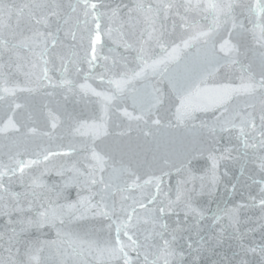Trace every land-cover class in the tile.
I'll return each mask as SVG.
<instances>
[{"label": "snow or ice", "instance_id": "snow-or-ice-1", "mask_svg": "<svg viewBox=\"0 0 264 264\" xmlns=\"http://www.w3.org/2000/svg\"><path fill=\"white\" fill-rule=\"evenodd\" d=\"M124 8L127 19L121 17L120 6L112 7L106 0L0 3V13L7 17L4 20L0 16V108L6 117L0 124V138L4 140L0 155V215L7 218L6 227L0 230V248L7 255L0 257V264H74L71 259L46 261L42 253L71 235L63 231L66 224L96 218L107 221L109 234L115 231V236L98 249L106 258L105 264H201L206 255L218 257L210 264H264V242L247 240L248 233L256 229L240 228L248 222L241 219L242 211L259 208V227L264 233V0H160L155 5L137 2ZM200 13L210 14L211 22L201 23L193 15ZM245 20L252 23L251 29ZM177 27L182 33L179 43L171 39ZM248 32L258 46L255 52L246 44ZM60 33L70 40L62 41ZM114 35V43L123 51L111 57L102 55L104 38L113 40ZM193 44L198 46L197 57L184 63L182 72L177 71L184 60L182 54ZM152 45L165 54L155 56ZM99 61H103V71L95 73V77L109 87L98 91L82 84L77 92L72 77L83 70L82 64H87L92 74ZM50 72H58V79H53ZM16 74L24 75L25 87L14 80ZM237 74L239 83L235 84L232 78ZM165 79L167 90L159 86ZM209 81L214 86H199ZM18 92L60 97L64 120L57 118L51 125L53 130L66 124L70 135L95 134L97 128L109 135V125L115 124L121 129L117 137H130L135 130L145 143H116L98 150L92 140L79 148L69 145L64 151L32 152L26 138L38 133L35 127L17 119L18 114H22V120L32 118L31 113L24 114L27 106L19 102ZM76 96L79 100L75 103L82 107L80 111L75 107L69 110L67 104ZM91 97H96L101 106L99 125L83 115L93 103ZM194 98L198 102L194 103ZM208 111L218 114L196 125L197 113ZM121 118L128 121L126 127L118 122ZM190 126L197 131V148L190 156L207 152L212 162L208 195L216 191L222 161H251L261 177L255 179L246 164L241 166L231 191L243 189V202L218 210L211 217L207 239L201 235L205 210L197 207L194 200L196 195L204 194V185L198 193L195 186L187 187L188 181H181L173 199L163 188L164 177L170 174L163 166H170V154H160L147 143L161 129ZM225 138L229 144L235 140L238 146L218 148ZM74 153L81 159L67 168L61 165L57 174L71 173L64 187L75 185L88 195L53 208L51 202H43L51 189L42 176L49 171L54 157ZM36 168L41 169L40 175H31ZM15 182L26 190L13 192ZM252 185H259L255 195L250 191ZM56 195L59 198L60 193ZM181 213L183 220L179 219ZM170 215L178 217L174 226L166 221ZM45 226L58 228L57 240L26 238L31 230ZM78 227L85 234L90 231L87 224ZM226 234L238 241L231 255L218 251ZM76 240H80L78 235ZM73 254H79L75 248Z\"/></svg>", "mask_w": 264, "mask_h": 264}, {"label": "water", "instance_id": "water-1", "mask_svg": "<svg viewBox=\"0 0 264 264\" xmlns=\"http://www.w3.org/2000/svg\"><path fill=\"white\" fill-rule=\"evenodd\" d=\"M29 2L30 0H0V3L7 5H23ZM63 2L68 3L69 0H63ZM106 2L112 7L120 6L121 17L127 19V9L124 8V5H128L129 8L133 7L137 2L146 4L150 3L155 5L159 3L160 0H106ZM193 3H195V0H193ZM15 11L16 10L13 9V12ZM193 15L196 19L200 20L201 23L211 22V15L208 13ZM0 16H3L4 20L7 19L6 15H4L3 13H0ZM204 17H207V20H205ZM176 19L177 24H179L178 18ZM168 23L170 25L171 20L168 21ZM244 23L249 29H251L253 26L252 23L247 20H245ZM145 26L146 25H142V27ZM125 30L127 31V29ZM181 35V30L179 27H177L176 32L171 37V39L174 40L175 43H179ZM60 39L65 42H67V40H70V38H67L66 40L63 33H60ZM116 39L117 37L115 35L113 37V40H108L107 37L104 38L105 45L101 53L102 55L111 57L113 55H119L123 51L118 46V44L114 43V40ZM245 41L247 46L254 52L258 50V46L256 45L251 32L245 34ZM109 49H112V51H109ZM197 49L198 46L193 44L189 49L185 50V52L182 54L184 56V60L177 67V71L182 72L184 63L195 60L198 55ZM170 50L171 49L169 48V51ZM152 51L153 54L157 57L165 54L162 49L156 47L155 45H152ZM101 63H103V61L98 62L97 67L93 70L92 74L89 73L87 64L81 65V68L83 70L79 74L72 77L75 82L77 92H79V86L82 84L89 85L91 88H94L98 91L107 89L109 87L107 84H101L99 79L95 77V73L103 71V69L100 67ZM50 75L53 76V79H58L59 77L58 72H50ZM14 80L19 83L21 87H25L27 84L23 74H16L14 76ZM193 81H195V83H198L195 77H193ZM232 82L235 84L239 83L238 74L237 76H234L232 78ZM159 86L167 90V80L165 79L161 81ZM199 86L212 87L214 86V82L209 81L207 85L200 84ZM48 91H51V89H48ZM17 97L19 102L25 103L27 106L24 110V114H32V118L30 120H22V114H18L17 119L37 129L38 134L36 136L26 138L29 150L32 152H42L45 149H50L52 151H64L68 148L69 145L79 148L83 142H90L92 140L95 141V144L98 146V150L104 148L106 145H112L116 143H145L140 134L135 130L132 131L130 137H125L123 139L117 137L116 133L121 129L117 128L115 124L109 125V135H105L102 128H97L95 130V134L88 133L84 136L75 134L70 135L66 124L63 126H58L57 129L53 130L51 128V125L57 120V118L59 120H64V109L61 107L63 101L59 96H56L55 99H52L46 97L43 92H18ZM76 100H79V96L70 98L67 104V108L69 110L75 107L77 111H80L82 105L75 103ZM91 100L93 101V103L90 104L88 108L84 109L83 115L85 118L94 119L95 123L99 125L101 123L100 117L102 116L101 106L97 102L96 97H91ZM193 102H198V100L194 98ZM129 111H132V109L129 108ZM217 114L218 113H215L213 111L199 112L197 113L198 119L194 123L196 125H199L201 120L211 121L214 115ZM5 119V111L3 110V108H0V124H2ZM118 122L125 127L128 124V121L123 118H121ZM133 128H135V125H133ZM46 132H51L52 135H44L43 133ZM196 136L197 131L192 129L191 126L189 128H165L157 131L154 139L147 143L150 147L153 148L154 151H157L160 154H170V166L162 165L163 167H165V171L170 173L169 175L164 177L163 188L164 191L168 192L173 199L175 198L178 184L181 181H188L187 187L192 188L193 186H195L198 193L200 191L201 185H204V194L196 195L194 197V200L197 207L205 210L206 220L203 223L204 231L201 232V235L204 236L205 239H207L211 231L208 227L209 223L211 222V217L216 214L218 210L223 211L225 209L234 207L238 203L243 202L241 200V193L243 192V189H238L236 193H233L231 191V184L235 183L240 176L241 166L243 164H246L249 174L254 175L255 179L259 180L261 177L256 170L255 165L251 161H222L218 172L219 182L216 184V191L213 195H208L207 190L211 187L212 162L208 158L207 152H198L196 153L195 158H192L190 156V153L197 148ZM3 144V138H0V155L3 154ZM234 145L238 146L235 140H233L232 143L229 144L227 138H225L220 141L217 147L220 149H224L233 147ZM236 154L237 153L235 152L233 153V155ZM80 159V156L76 153L71 156H57L53 158L52 163L49 165V171L42 176L43 182L47 184L51 189L50 192L45 193V199L43 201L44 203L47 204L51 202V206L53 208H58L59 205L75 203L80 199L81 196L88 195L86 191H81V189L76 187L75 185L68 186L67 188L64 187V181L67 179L68 175H71V173H66L65 176H60L57 174V170L61 165L67 168ZM118 161L119 155L117 154L116 162L118 163ZM40 171V168H36L33 170L31 175H40ZM225 171L228 173L227 175H224ZM157 174L159 175L160 173L157 171ZM192 177H194V179H192ZM25 179L27 182V177ZM11 190L16 193H22L26 189L23 184L15 182L12 184ZM258 190L259 185H252V188L250 189L253 195H255ZM57 193H60L59 198H57ZM243 194L245 197L247 196L246 192H244ZM64 211L67 210L65 209ZM260 216L261 212L259 208L246 209L241 213V219L248 221L247 223H244L240 226L241 231H246V229L248 228H255L256 230L254 232L248 233L247 235V240L252 241L255 244L264 242L262 241V235H264V233L261 232L259 227ZM6 219V217L0 215V230L6 227ZM177 219L178 217H176L175 215L166 217L167 223L173 226ZM179 219H184L183 213H181ZM188 222L191 223V220H189ZM227 222L228 219L227 217H225L224 223ZM106 223L107 221L101 218H96L83 221H73L72 224H66L63 231L70 233L71 235L64 236L61 242L58 243L56 247L45 249L44 253H42V258L46 261L55 260L57 262L67 261L71 259L74 264H105L106 258H102L100 256L98 249L103 247L105 240L115 236L114 229L109 234V231L106 229ZM82 224H87L89 226L90 231L87 234H85L83 229L78 227V225ZM92 226H95L94 231L91 230ZM57 231V227L45 226L41 229L31 230L29 233H27L26 238L39 239L42 241H53L57 240ZM229 233H231V229H229ZM77 235L80 237V240H76ZM121 239L126 240V238L123 236L121 237ZM70 240L76 242L70 244ZM89 243H92L91 247H89ZM182 243L183 242L181 241V244ZM237 243L238 241L234 236L229 238V235L226 234L222 248L218 249V251H223L228 255H231V253L236 250ZM73 248H75L76 252L79 253L78 255L73 254ZM57 249H59V251H57ZM61 253H63V255H61ZM69 254L72 255L69 256ZM6 255L7 253L3 251V248H0V257ZM214 259H218V257L206 255L203 257L201 264H210L211 260Z\"/></svg>", "mask_w": 264, "mask_h": 264}]
</instances>
